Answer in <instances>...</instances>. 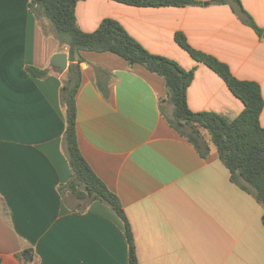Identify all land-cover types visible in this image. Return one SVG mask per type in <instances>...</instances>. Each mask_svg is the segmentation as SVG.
Wrapping results in <instances>:
<instances>
[{
	"label": "crops",
	"instance_id": "0c3cea01",
	"mask_svg": "<svg viewBox=\"0 0 264 264\" xmlns=\"http://www.w3.org/2000/svg\"><path fill=\"white\" fill-rule=\"evenodd\" d=\"M144 7L80 0L79 26L94 31L118 20L150 52L195 69L187 100L193 111L229 119L244 109L227 82L175 38L216 56L264 98V37L234 11V2ZM264 28V0H241ZM69 45L30 0H0V257L29 247L30 264H128L125 227L106 204L76 208L59 186L70 178L63 146L65 72L52 59ZM76 96L81 151L123 204L138 264H264L263 206L233 182L215 146L207 157L166 120L173 106L164 76L111 51L81 50ZM77 62V61H75ZM29 67L44 69L36 76ZM99 68V69H98ZM100 83L106 91L100 88ZM264 126V107L260 116Z\"/></svg>",
	"mask_w": 264,
	"mask_h": 264
},
{
	"label": "trees",
	"instance_id": "16d2710c",
	"mask_svg": "<svg viewBox=\"0 0 264 264\" xmlns=\"http://www.w3.org/2000/svg\"><path fill=\"white\" fill-rule=\"evenodd\" d=\"M79 1L30 0L32 10L47 17L53 23L58 39L68 43L69 58L72 61L63 76L60 89L61 102L66 115L63 146L71 171L69 180L59 186L61 195L69 194L75 198L78 209H86L95 201L108 205L124 224L128 244V264H138L134 235L125 208L119 197L93 170L83 155L78 140L76 96L82 81L79 62L83 60L79 52L81 50L111 51L125 58L129 66L138 63L151 72L164 76L167 97L163 101L172 105L173 109L167 113L165 106L160 105V108L170 126L188 139L204 157L209 155L211 146H215L220 159L231 172L232 181L252 193L264 209V126L260 120L264 98L260 84L237 78L227 63L210 53L194 48L183 32H177L176 41L196 60L205 63L218 73L245 105L242 112L234 119L213 111H193L188 104L187 93L195 76L194 68L186 69L173 58L150 52L114 18L106 17L94 31H84L76 17V6ZM115 1L144 7H184L205 3L203 0ZM233 2L234 11L238 16L263 37L264 28L256 23L253 16L243 7L242 1L233 0ZM28 69L39 77L47 73L46 70L36 67ZM100 88L106 91L101 83ZM206 132L210 136V141L206 138ZM15 256L23 264H30L35 258L33 250L29 247L22 248L15 253Z\"/></svg>",
	"mask_w": 264,
	"mask_h": 264
},
{
	"label": "water",
	"instance_id": "95a60500",
	"mask_svg": "<svg viewBox=\"0 0 264 264\" xmlns=\"http://www.w3.org/2000/svg\"><path fill=\"white\" fill-rule=\"evenodd\" d=\"M264 37V32H263ZM53 64L58 67L59 72H64L68 68V55L66 52L56 53L52 59Z\"/></svg>",
	"mask_w": 264,
	"mask_h": 264
},
{
	"label": "rangeland",
	"instance_id": "374dc122",
	"mask_svg": "<svg viewBox=\"0 0 264 264\" xmlns=\"http://www.w3.org/2000/svg\"><path fill=\"white\" fill-rule=\"evenodd\" d=\"M209 137H210L209 134L206 132V138L210 141V138H209ZM74 202L76 203L77 200L75 199ZM83 203H84V202H83Z\"/></svg>",
	"mask_w": 264,
	"mask_h": 264
}]
</instances>
